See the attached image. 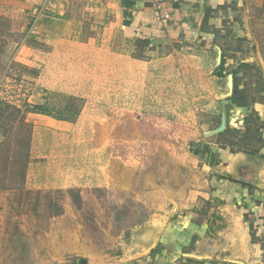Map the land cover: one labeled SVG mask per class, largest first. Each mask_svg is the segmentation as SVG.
I'll return each instance as SVG.
<instances>
[{
  "label": "rangeland",
  "instance_id": "1",
  "mask_svg": "<svg viewBox=\"0 0 264 264\" xmlns=\"http://www.w3.org/2000/svg\"><path fill=\"white\" fill-rule=\"evenodd\" d=\"M106 3L0 0V264L58 259L74 264L90 254L113 258L152 222L173 215H190L200 227L194 239L201 255L264 264V181L238 194V185L219 180L225 175L215 166L217 148L259 145L246 135L264 128L252 108L256 100L264 101V0H228L219 10L221 25L211 30L212 44L189 49L124 42ZM58 38L89 40L132 55L151 50L144 54L152 60V74L142 109L121 117L108 145L107 187L25 188L40 114L28 110L41 104L51 117L68 116L60 109L79 105L37 84ZM232 102L246 107L245 120L236 115L229 120ZM222 115L224 128L209 134ZM232 121L247 124L245 135L228 127ZM251 211L261 216L262 235L247 220Z\"/></svg>",
  "mask_w": 264,
  "mask_h": 264
},
{
  "label": "crops",
  "instance_id": "2",
  "mask_svg": "<svg viewBox=\"0 0 264 264\" xmlns=\"http://www.w3.org/2000/svg\"><path fill=\"white\" fill-rule=\"evenodd\" d=\"M106 1V8H111L114 17L111 25L116 26L124 42L145 40L151 46L159 42L177 43L186 46L184 49L191 44H212L211 30L221 25L219 10L228 2L164 0L162 14L168 17L160 21L144 0ZM150 52L146 48L141 56L132 55L89 40L56 39L40 67L37 84L64 97L79 98L82 105L73 121L38 114L29 151L34 160L26 169L27 190L109 185L108 145L112 134L118 131L121 117L138 114L142 109L145 85L152 74V60L145 56ZM260 95L264 96V90ZM252 108L257 111L258 123L264 125V101L256 100ZM230 110L233 113L229 120L235 121V115L242 120L246 116L245 106L233 103ZM244 125L247 124L232 121L228 127L244 134ZM246 137L249 143L259 141L258 147L247 145L235 151L228 146L217 148L215 166L225 175L219 180L238 185L234 191L238 194L242 187L255 189L264 181V128L256 127L253 135L248 133ZM248 215L257 234L262 235L257 224L261 216L255 218L253 212ZM172 218L152 222L128 243L122 255L112 258L90 254L86 259L77 258L74 264H234L198 252L194 236L201 230L190 215ZM56 264H61V260Z\"/></svg>",
  "mask_w": 264,
  "mask_h": 264
},
{
  "label": "trees",
  "instance_id": "3",
  "mask_svg": "<svg viewBox=\"0 0 264 264\" xmlns=\"http://www.w3.org/2000/svg\"><path fill=\"white\" fill-rule=\"evenodd\" d=\"M138 42L146 43L145 40H138ZM142 47L143 46H141V48ZM66 98L70 99L71 101H74V102H79L78 107L73 109V107H71V105H75L73 103H71L69 105L68 104L64 105L63 109H60V111H64V112H66V114H69V115L68 116H52V117H54L56 119L73 121L76 118V116L80 110V107L82 105V100L79 98L73 97V96H66ZM28 111L35 112V113H41V114H45V115H49V116L51 115L50 111L48 110L47 105L42 106L41 104H34V105H32V107ZM249 188H251V187H249ZM246 216H247V220L250 222V224H252L253 223L252 217L247 215V213H246Z\"/></svg>",
  "mask_w": 264,
  "mask_h": 264
},
{
  "label": "built area",
  "instance_id": "4",
  "mask_svg": "<svg viewBox=\"0 0 264 264\" xmlns=\"http://www.w3.org/2000/svg\"><path fill=\"white\" fill-rule=\"evenodd\" d=\"M146 3H148L152 9H153V13H154V17L156 20H164L168 17L167 14H162V8H163V1L164 0H144Z\"/></svg>",
  "mask_w": 264,
  "mask_h": 264
},
{
  "label": "water",
  "instance_id": "5",
  "mask_svg": "<svg viewBox=\"0 0 264 264\" xmlns=\"http://www.w3.org/2000/svg\"><path fill=\"white\" fill-rule=\"evenodd\" d=\"M218 58H219V51H218L217 59ZM228 87H229V89L231 88V76L228 77ZM224 125H225V117H224V115H222L219 127L217 129H215L214 131H210L208 133L210 134V133H214L216 131H220V130H222L224 128Z\"/></svg>",
  "mask_w": 264,
  "mask_h": 264
}]
</instances>
